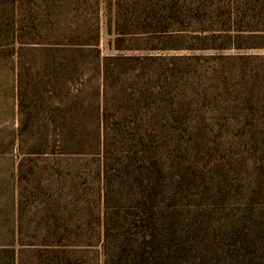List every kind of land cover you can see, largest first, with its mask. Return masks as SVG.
Segmentation results:
<instances>
[{"label": "rangeland", "instance_id": "obj_1", "mask_svg": "<svg viewBox=\"0 0 264 264\" xmlns=\"http://www.w3.org/2000/svg\"><path fill=\"white\" fill-rule=\"evenodd\" d=\"M212 1L215 7L234 4ZM120 5L132 11L146 4L123 0ZM253 8L264 10L262 4L253 3ZM117 13L119 0H0V244L11 241L19 213L17 164L26 157L25 148L14 141L20 122L61 117L84 121L92 89V70L85 64L77 83L81 91L76 92L77 85L67 86V95L58 94L55 87L44 90L43 83L55 76L45 68L51 60L41 52L26 51L40 45L20 42L47 44L67 28L73 32L70 39L85 42L94 21L100 58L128 59L110 65L114 70L106 108L119 124L117 156L127 157L131 171L139 148L134 124L140 121L141 101L142 119L154 118L158 125L159 133L151 132L156 138L151 145L158 150L164 173L161 227L169 263L264 264V33L195 27L175 37L132 34L124 37L127 49L119 51ZM126 19L131 22L130 14ZM19 28L25 29L21 38ZM19 47L28 48L19 52ZM38 82L41 91L33 93ZM101 83L99 75L103 101ZM19 85L27 96L31 91L34 95L31 113L20 111ZM75 96L78 114L52 113L61 108L58 100L69 104ZM134 178L124 170L123 185H134ZM129 200L127 195L123 203L131 205ZM35 214V208L20 212L24 232L35 229L28 223ZM99 251H84L80 264H102ZM1 256L10 264V255Z\"/></svg>", "mask_w": 264, "mask_h": 264}, {"label": "trees", "instance_id": "obj_2", "mask_svg": "<svg viewBox=\"0 0 264 264\" xmlns=\"http://www.w3.org/2000/svg\"><path fill=\"white\" fill-rule=\"evenodd\" d=\"M140 1L146 5L130 11L123 10L120 5L123 0H119L116 15L119 26L115 30V41L119 43L115 49L119 51L127 49L125 43L129 41L124 37L132 34L175 37L195 27L211 32L233 27L237 32L264 33V10L258 13L253 8V3L264 7V0H234L233 6L223 2L216 7L212 0ZM128 14L131 22L126 19ZM227 23L231 25L225 26ZM24 30L18 29L19 38ZM72 33L70 28L59 30V37L47 44L35 39L20 42L40 46L36 50L19 47V52L37 51L51 60L45 68L49 66L55 76L53 81L43 83L44 90L55 87L58 94L67 95L66 87L77 85L76 92L81 91L77 83L85 64L92 70V89L84 121L61 117L58 121L45 118L20 122L14 141L20 149L25 148L26 157L17 164L19 213L11 241L0 244V264H6L1 255H10L7 260L10 264H80V254L84 251L95 254L98 249L102 264H173L168 260L161 227L164 173L158 150L151 145L156 142L151 132L159 133L156 120L142 119L145 108L141 101L140 121L134 124L139 148L131 171L127 157L117 156L119 124L109 118L106 108L107 84L114 70L110 65L128 59L100 58L99 30L94 21L85 42L70 39ZM85 53L86 58H82ZM99 75L103 101L99 99ZM31 90L41 91L40 82ZM23 91L19 85L20 111L31 113L34 95L31 91L27 96ZM75 98L69 104L58 100L57 106L61 108L52 113L78 114ZM43 104L47 109L45 98ZM37 112L43 113L44 108ZM49 169L53 170L52 175L47 174ZM124 170L135 175L134 185H123ZM27 173L31 175L29 178ZM127 195L131 197L128 202L131 205L123 203ZM30 208H35L37 214L28 222L35 228L28 233L22 230L20 212Z\"/></svg>", "mask_w": 264, "mask_h": 264}]
</instances>
